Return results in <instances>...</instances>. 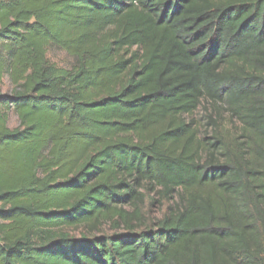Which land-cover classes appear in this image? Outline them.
Wrapping results in <instances>:
<instances>
[{"label":"trees","instance_id":"obj_1","mask_svg":"<svg viewBox=\"0 0 264 264\" xmlns=\"http://www.w3.org/2000/svg\"><path fill=\"white\" fill-rule=\"evenodd\" d=\"M5 78L0 264H264V0H0Z\"/></svg>","mask_w":264,"mask_h":264},{"label":"rangeland","instance_id":"obj_2","mask_svg":"<svg viewBox=\"0 0 264 264\" xmlns=\"http://www.w3.org/2000/svg\"><path fill=\"white\" fill-rule=\"evenodd\" d=\"M48 57L51 62L56 63L61 67L69 68L74 62V58L68 55L65 51L61 50L60 48L53 47L48 51ZM2 93H10L12 91V85L8 78L4 79L3 85L1 86ZM208 103L204 102L203 105L197 110L195 113V117L201 124H204V118H206L207 114L211 112V107ZM229 123V120H227ZM20 125L18 118L15 115L11 116L10 126L17 127ZM204 130V127H202ZM169 203L165 202L163 204L154 203L153 205L147 204L146 206V214L149 221L152 223L156 219L161 218L167 211ZM78 233V232H76Z\"/></svg>","mask_w":264,"mask_h":264}]
</instances>
